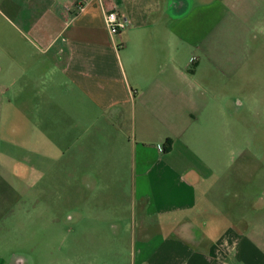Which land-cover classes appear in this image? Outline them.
<instances>
[{"label": "crops", "instance_id": "crops-1", "mask_svg": "<svg viewBox=\"0 0 264 264\" xmlns=\"http://www.w3.org/2000/svg\"><path fill=\"white\" fill-rule=\"evenodd\" d=\"M254 64L264 0H0V264H264Z\"/></svg>", "mask_w": 264, "mask_h": 264}, {"label": "rangeland", "instance_id": "rangeland-1", "mask_svg": "<svg viewBox=\"0 0 264 264\" xmlns=\"http://www.w3.org/2000/svg\"><path fill=\"white\" fill-rule=\"evenodd\" d=\"M259 35L260 33H256ZM257 48H255L256 50ZM255 53H262V49L256 50ZM253 69L257 71H264V68L258 64L253 65ZM256 74L259 80L254 81L252 90V95L248 103H246V98L244 95H238L236 97L238 103H244V106H237L238 110V121L235 126L231 128L229 144H231V149L233 152L237 153L236 162L232 167H242L245 159H249V172L245 176L237 171V178L240 182L245 184H251L253 188L249 189L250 195H255V199L258 200L259 197L264 199V73ZM252 99V105L251 103ZM249 106V107H248ZM247 107V108H246ZM227 136H224L226 138ZM232 140V141H231ZM224 145V144H223ZM222 145V146H223ZM235 161V160H234ZM241 170V169H240ZM239 174V175H238ZM252 191V192H251ZM82 198H85V192ZM62 209L61 217L64 218V226L70 230L72 227V213L70 211V206L64 204ZM100 211V210H98ZM50 209L48 208L46 214H50ZM98 212L96 210L88 209L84 213L79 214L80 216H93ZM74 216L76 214H73ZM74 218V217H73ZM89 223H85L87 226ZM22 225L20 224L19 227ZM19 227H15L19 230ZM9 242V247L12 250L23 249L26 246H32L33 240L26 239H13L6 240Z\"/></svg>", "mask_w": 264, "mask_h": 264}, {"label": "built area", "instance_id": "built-area-1", "mask_svg": "<svg viewBox=\"0 0 264 264\" xmlns=\"http://www.w3.org/2000/svg\"><path fill=\"white\" fill-rule=\"evenodd\" d=\"M106 23L110 30V33L114 36L121 35V32L128 27V22L119 16L116 11H110L106 14ZM196 58H193L194 62Z\"/></svg>", "mask_w": 264, "mask_h": 264}]
</instances>
